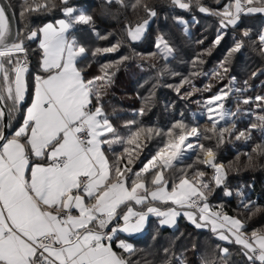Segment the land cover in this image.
<instances>
[{"label": "snow or ice", "instance_id": "obj_1", "mask_svg": "<svg viewBox=\"0 0 264 264\" xmlns=\"http://www.w3.org/2000/svg\"><path fill=\"white\" fill-rule=\"evenodd\" d=\"M107 2L124 4V0ZM172 2L182 9L190 7L183 0ZM61 3L66 5L68 0H61ZM196 4L201 12L221 17L224 26H235L242 14L264 13V0H229L222 10L215 12L201 5L199 0ZM141 5L150 16L156 15L143 0H135L131 6L135 9ZM49 7H55L51 0L39 3L23 0L20 15L23 18L25 13ZM63 11L67 20L57 21L58 26L48 23L26 37L32 40L38 38V33L42 34L39 43L43 50L41 68L46 75L35 77L34 98L27 108L22 126L11 138L0 131V264H130L112 246L117 231L139 232L149 214L162 217V224L174 225L176 217L181 215L178 208L185 207L198 209L199 222L193 212L183 213L197 228L210 224L211 231L218 233L220 240L241 245L249 261L264 264V234L253 231L251 237H247L243 232L245 225L239 219L211 211L203 191L209 189L208 183L202 179L193 182L185 177L171 191L167 190L164 170L174 166L173 162L182 156L185 147H193L190 142H185L191 136H200L197 128L186 131L183 123L175 124L174 128L181 130L179 134L169 130V140L164 148L144 163L139 171L129 167L134 162L135 149H124L128 164L123 167L120 162L125 157L117 158L115 165L109 162L103 145L126 142L139 148V137L145 130L132 133L125 141L116 134L103 108L92 107L93 98L99 105L100 89L105 86L97 85L96 81L110 82L111 78L107 73L92 80L84 78L77 63L86 50L69 39L66 33L74 24H89L92 17L83 12L75 15L71 7ZM147 23L145 20L134 30H129L133 40L140 38ZM260 41L264 44V35H261ZM161 45L171 53V48L163 39L157 47ZM239 47L238 44L237 50ZM26 52L20 33L11 29L6 7L0 6V100L12 101L7 110L9 119L24 99V74L28 69L26 61H21L17 54ZM6 64L13 67L9 69ZM226 95L222 90L208 104L221 101ZM256 99L264 100V97ZM248 102L244 100V103ZM217 106L223 108L222 103ZM213 111V107L208 108L209 113ZM5 114L0 109V119ZM225 115L221 112L220 119H224ZM209 119L212 117L209 116ZM259 119L264 122V116ZM215 130L214 121L211 131ZM146 131L152 133L153 130ZM225 131L229 130H220L221 138ZM108 134H111V139ZM243 136L245 133L241 132L236 138ZM199 148L206 157L203 163L214 168V180L220 185L225 178L223 165L215 163V153L211 148L202 144ZM258 149L264 153V146L258 145L253 151ZM149 173L151 179L147 181ZM198 176L202 178L204 173L200 172ZM148 183L154 187L149 188ZM149 198L165 204L170 202L178 208L169 207L162 211L149 206L146 212H136L129 206L130 202L145 204ZM200 202H203L202 206ZM121 206L127 208L122 215L118 211ZM118 218L123 220V227L105 231ZM117 246L129 254L133 252L132 245L124 241ZM221 251L227 256V248Z\"/></svg>", "mask_w": 264, "mask_h": 264}, {"label": "trees", "instance_id": "obj_2", "mask_svg": "<svg viewBox=\"0 0 264 264\" xmlns=\"http://www.w3.org/2000/svg\"><path fill=\"white\" fill-rule=\"evenodd\" d=\"M6 1L15 15L20 39L27 50L26 54L17 55L29 61L25 100L11 118L8 117L7 137L22 123L24 109L32 99L35 77L45 74L40 68L42 52L38 38L29 40L26 37L32 31L38 32L47 23L67 20L63 9L71 7L75 15L83 12L92 17L89 24H74L67 33L69 38L86 50L84 57L78 60L77 67L82 70L86 80L105 73L111 78L110 82L96 81L97 85L105 86L100 89L99 105L93 98L92 107L103 108L116 134L125 141L132 133L145 130L139 137V148L126 142L103 145L109 162L115 165L117 158L125 157L120 162L123 167L128 164L124 149H135L134 162L129 167L139 171L144 163L164 148L169 140V130L181 131L174 128L175 124L181 122L185 129L195 127L201 133L199 145L211 148L216 162L225 165L227 175L224 185L214 187L212 171L198 163L199 155L203 152L199 148L200 152L193 151L184 160L175 162L172 168L164 170L167 190L170 191L185 177L193 182L200 180L198 173L203 172L201 179L209 184L210 189H207L206 201L210 210L239 219L245 225L243 232L248 237L253 231L264 234V153L259 149L253 151L258 145L264 146V122L259 119L264 116V102L257 104L261 109L252 104L255 114L246 121L241 119L236 123L239 130L252 136L249 141L234 139L235 133L232 131L224 133L222 138L215 136L203 128L209 125L207 122L201 120L195 123L192 120L193 114L231 80L244 91L239 92L241 98L264 97V58L257 59L251 51L246 52L241 48L238 53L240 60H245L247 54L252 59L246 62L242 60V70L231 69L223 58L239 41L235 34L237 32H230L228 38L225 33L223 35L219 28L221 26L213 25V16L201 12L196 0H183L190 4L187 9L180 8L172 0H143L156 15L138 43L128 40V30L151 16L143 5L133 9L131 5L135 0H124L123 5L116 2L109 4L107 0H68L65 5L61 0H51L55 7L25 13L23 18L20 15L23 0ZM199 3L209 8H215L217 4L212 0H199ZM182 20L185 22L182 23ZM209 25L213 26L209 28ZM218 37L219 43H216ZM229 37L237 38L233 39L232 46L228 42ZM157 38L163 39L171 48L168 59H164L157 49ZM109 48L115 50L103 51ZM6 67L11 69L13 65L6 64ZM181 83L180 91L176 92L174 86ZM236 105L238 103L235 101L233 106ZM147 129H152V133H147ZM108 138H112L111 134H108ZM150 179L151 173L147 181ZM148 186L154 187L150 183ZM149 206L162 211L173 207L169 203L149 200L136 210L143 212ZM124 208L121 206L118 210L120 214ZM129 242L133 248L131 254L118 248L115 241L112 246L130 264H260L249 261L242 246L220 240L210 229H199L183 216L177 219L174 229L161 226L157 218L151 217L144 234L130 238ZM224 248L228 249L227 256L221 251Z\"/></svg>", "mask_w": 264, "mask_h": 264}, {"label": "rangeland", "instance_id": "obj_3", "mask_svg": "<svg viewBox=\"0 0 264 264\" xmlns=\"http://www.w3.org/2000/svg\"><path fill=\"white\" fill-rule=\"evenodd\" d=\"M212 1L217 3L216 0H212ZM226 3H229V0H220V2L216 4L215 8H212V7L209 8L208 6H206V8L212 10L213 12L220 11V10H222L223 6ZM203 13H207V12H203ZM207 14L210 15V16H213V18H214L213 25L215 26V25L219 24L221 26V27H219V28H221V31H222L221 33L223 35L225 33L227 38H228V34L230 32H237L235 34L239 37V41L238 42L236 41L235 42L236 46H234L232 49H230L226 53V55L223 56V58L228 63V65H229V67L231 69H233V70L234 69L235 70L244 69V67L241 66L243 64L242 60H244V59L240 60V57L238 56V53H240L241 48H243V50L246 51V52L251 51L256 56L257 59L262 60L264 58V44H261V41H260L261 35H264V23H263L264 13L242 14L240 16V18H239L238 23L235 26H232V25L224 26V25L221 24V17H219L217 15H214V14H209V13H207ZM152 17L153 16H151L149 19H147L148 23L145 26V29H144V31L141 34L139 39L133 40L131 38V36L129 34H127V38H128V40L131 43H138L144 38V36H145V34H146L150 24H151ZM181 22L184 23L185 21L182 20ZM213 25H209V28H211ZM137 26H135V27H133L131 29L134 30ZM235 29H242V30L239 31V30H235ZM129 30H128V33H129ZM245 32L248 33L247 36L244 35ZM69 39H72V38H69ZM233 39L235 40L237 38H235V37H231L230 38L229 37L228 42H230V46H232V44H233ZM160 40H161V38H157L156 45L160 42ZM238 44L240 45V47L237 50V45ZM157 49L162 54L164 59H168L171 56V53L169 54L163 48V45H161L159 48L157 47ZM249 60H252V59L247 54L246 55V59L243 62H246V61H249ZM246 65H247V63H246ZM181 87H182V83L179 84V85L174 86V89H175L176 92H179ZM223 92H226L227 95L224 96L221 101H214L212 105L208 104L209 100H211L217 94L221 93V91H219L213 97L208 99L205 102V104H203L202 109H200L199 111H197L196 113L193 114L192 120L195 123H198V121H201V120H204L205 122H207L209 125L207 127L204 126L203 128L208 130V132L210 134H213L215 136H219L220 135V130L221 129H228L229 131H225V132H223V134L224 133L226 134V132L230 133L232 131V132L235 133L234 134V139H237L236 137L239 135V133L244 132L245 136L241 137L239 140L247 139L249 141L252 138V136L250 134H247V132L242 130V129L239 130L238 129L239 127H237L236 123L238 121H240L241 119H243V121L248 120L250 118V115H254L255 114V110H253L252 104L256 105L255 108L261 109V107L257 106V104L258 103H262L263 104L264 100H257L256 99L257 96H250L248 98H241V96L239 95L240 94L239 92H244V91L240 90L238 88V86H236V83L234 82V80H231L230 83L226 87H224ZM246 99L249 100L248 103H244V100H246ZM235 101L238 103V105L233 106L235 104ZM221 103L223 104V108H220V107L217 106V105H219ZM209 107H213L214 108V111L212 113L208 112V108ZM221 112L226 113L224 119H220V113ZM209 116H211L212 119H209ZM214 121L216 122V130L213 132V131H211V129H212V125H213ZM227 125L229 127H227ZM185 130L188 131L190 129H185ZM175 132L177 134L179 131L175 130ZM199 138H200V136H199ZM189 142L193 145V147L192 148L185 147L184 150H183L182 156L178 160L174 161L173 164H175V162L184 160V158L187 157L193 151L200 152L199 143H198L199 139H198L197 136L189 137L188 141H186L185 143L187 144ZM199 156L200 157L198 158V163L203 165L205 168H208L209 170L212 171L211 181H212V184L214 185V187H217V186L218 187H222L224 185V182H225V179H226V175H227L226 174L225 165L223 163H221V162H219V163L216 162V159H215V163L216 164L223 165V169H224V172H225V179H223V181H222V183L220 185H217L215 183V181H214V176H215V173H216L214 168H212L211 166L203 163L204 159L206 158L204 152H201V154ZM199 179H201V178H199ZM203 191H205L206 195L208 196V192H207L208 190L207 189H203ZM169 204H171V203L169 202ZM172 206L178 208V206H175V205H172ZM178 211L181 212L180 216H183L185 218V220L188 223H190L191 225L195 226V224L192 223V221H190L185 215H183L184 212H193L197 216V220L199 222V213H196V212L192 211L190 208H187V207L178 208ZM148 220H149V216H148V218L146 220L145 228H146V226L148 224ZM201 223H203V222H201ZM162 225L166 226V227H168L170 229H174V227H175V224L174 225L162 224ZM202 228L203 227H201L199 229H202ZM225 242H228V241H225Z\"/></svg>", "mask_w": 264, "mask_h": 264}, {"label": "crops", "instance_id": "obj_4", "mask_svg": "<svg viewBox=\"0 0 264 264\" xmlns=\"http://www.w3.org/2000/svg\"><path fill=\"white\" fill-rule=\"evenodd\" d=\"M57 21H59V20H57ZM57 21L56 22H54V23H52L53 25H56V26H58L57 25ZM48 24V23H47ZM46 25V24H45ZM44 26V25H43ZM42 26V27H43ZM41 27V28H42ZM66 35H67V33H66ZM40 39H42V34H39L38 33V42L40 43ZM41 52H42V55H43V50L41 49ZM42 60V59H41ZM40 68H41V64H40ZM41 70H42V68H41ZM26 73L24 74V80H25V83H26ZM44 75H46V74H44ZM43 75V76H44ZM13 79H14V76H13ZM35 85H36V83H35ZM34 90H35V86H34V89H33V94H32V99H31V102H30V104L24 109V112H23V120H22V123L20 124V126L18 127V128H16L14 131H13V133H12V135H9V137L8 138H11L13 135H14V133L22 126V124H23V122H24V119H25V116H26V111H27V108L28 107H30L31 106V103H32V101H33V98H34ZM25 93H26V91H25ZM25 93H24V99H23V101L25 100ZM4 95H5V97H6V92L4 93ZM23 101H21L20 103H19V105H17V109L16 110H18L19 108H20V106H21V104L23 103ZM2 102H3V104H4V106L6 107V109L8 110V108L12 105V101L11 100H8V99H4V100H2ZM15 112V111H14ZM7 128H9V122H8V127ZM0 131H2L3 132V125H2V120L0 119ZM7 133H8V129H7ZM35 162H37V163H39V162H41V161H39V160H36ZM149 200H150V198H149ZM147 203V202H146ZM143 205V204H142ZM129 206H131L132 208H133V210L134 211H136V212H139V211H137L136 210V207H139V206H141V205H136L134 202H130V205ZM127 211V208L125 207L124 208V210H123V212L121 213V215L123 214V213H125ZM147 211V209L145 210V211H143V212H146ZM75 214V213H74ZM149 216V219L151 218V217H153V218H157L158 219V221H159V224L161 225V226H163L162 224H161V220L163 219L162 217H158V216H156V215H154V214H149L148 215ZM180 216H178V217H176V221H177V219L179 218ZM135 219V218H134ZM134 219H133V222H134ZM117 223H121V225L120 226H117ZM123 220L122 219H117V220H114L110 225H109V228L108 229H105V231H110V229L112 228V227H117V228H122L123 227ZM145 224H146V221H145V223H144V227L139 231V232H123V231H117V233H116V235H115V237H114V239H113V241H115V244H116V246L118 245V243L120 242V241H124V242H126L127 244H130L131 245V243L129 242V239L130 238H137V237H140V236H142L143 234H144V232H145ZM175 225H176V223H175ZM205 228H209L210 230H211V225L209 224V225H207V226H204ZM218 233H215V235L218 237V235H217ZM225 234H227V235H229L230 236V239L231 240H234V237H232L231 236V234L230 233H227L226 231H225ZM119 236V237H118ZM246 236V235H245ZM118 237V238H117ZM248 237V236H247ZM219 238V237H218ZM112 241V242H113ZM222 241H224V240H222ZM241 246V245H240ZM118 247V246H117ZM119 248V247H118ZM123 250V249H122ZM257 262H259V261H257ZM260 263V262H259Z\"/></svg>", "mask_w": 264, "mask_h": 264}, {"label": "water", "instance_id": "obj_5", "mask_svg": "<svg viewBox=\"0 0 264 264\" xmlns=\"http://www.w3.org/2000/svg\"><path fill=\"white\" fill-rule=\"evenodd\" d=\"M0 6H4L7 9V14L10 18V26L13 32H18L17 30V23H16V18L15 15L11 9V7L9 6L8 2L6 0H0ZM0 109L5 111V117L2 120V125H3V133L4 135L7 137V127H8V115H7V109L4 106L2 100H0ZM2 143V142H0Z\"/></svg>", "mask_w": 264, "mask_h": 264}, {"label": "built area", "instance_id": "obj_6", "mask_svg": "<svg viewBox=\"0 0 264 264\" xmlns=\"http://www.w3.org/2000/svg\"><path fill=\"white\" fill-rule=\"evenodd\" d=\"M21 61H26V64H27V69L29 68V61L27 60V59H25V58H22L21 59ZM225 173V172H224ZM215 175H216V173H215ZM215 177V176H214ZM225 179V178H224ZM215 181V180H214ZM216 183V182H215ZM202 203L203 202H200V206H202ZM192 211H194V212H196V213H198V209L197 208H190ZM121 225V223H117V226H120Z\"/></svg>", "mask_w": 264, "mask_h": 264}]
</instances>
